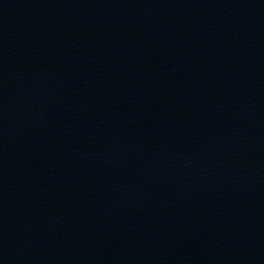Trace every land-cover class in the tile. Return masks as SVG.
<instances>
[{
  "label": "water",
  "instance_id": "water-1",
  "mask_svg": "<svg viewBox=\"0 0 264 264\" xmlns=\"http://www.w3.org/2000/svg\"><path fill=\"white\" fill-rule=\"evenodd\" d=\"M0 264H264V0H0Z\"/></svg>",
  "mask_w": 264,
  "mask_h": 264
}]
</instances>
